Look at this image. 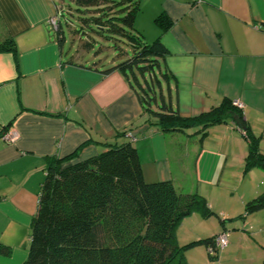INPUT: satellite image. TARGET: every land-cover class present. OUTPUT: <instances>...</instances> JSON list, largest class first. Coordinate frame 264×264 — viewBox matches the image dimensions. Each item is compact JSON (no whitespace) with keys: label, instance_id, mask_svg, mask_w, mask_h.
Here are the masks:
<instances>
[{"label":"crops","instance_id":"obj_1","mask_svg":"<svg viewBox=\"0 0 264 264\" xmlns=\"http://www.w3.org/2000/svg\"><path fill=\"white\" fill-rule=\"evenodd\" d=\"M57 7L54 0H0V44L14 42L18 63L0 51V264L27 258L49 157L85 143L66 166L102 152L104 143L126 141L136 148L146 182L170 180L181 192L203 196L215 213L183 219L179 245L223 231L228 243L218 262L255 243L256 253L239 264H264V209L239 216L264 192V170L244 171L242 129L226 121L204 136L196 129L160 131L118 71L93 69L74 39L65 53L67 39L62 34L60 43L48 22ZM160 14L170 22L165 30L155 23ZM134 27L146 42L159 37L167 48L165 66L182 115L223 98L240 101L244 125L264 153V0H140ZM8 130L17 133L14 142L3 139ZM185 259L214 262L202 245Z\"/></svg>","mask_w":264,"mask_h":264},{"label":"trees","instance_id":"obj_2","mask_svg":"<svg viewBox=\"0 0 264 264\" xmlns=\"http://www.w3.org/2000/svg\"><path fill=\"white\" fill-rule=\"evenodd\" d=\"M72 1L89 12L80 18L82 36L77 35L83 41L79 39L76 45L94 51L93 69L105 74L118 71L124 77L142 110L160 131L196 129L204 136L215 124L231 121L237 125L232 115L244 124L241 109L228 98L194 116L179 112L171 90L175 79L164 61L167 48L159 37L146 42L134 27L140 0ZM56 10L54 30L61 43L62 22L71 31L73 25L61 6ZM155 23L161 30L170 24L163 14L155 18ZM98 36L115 41L116 60L101 57L104 46L95 51L94 37ZM120 38L126 41L128 50L116 44ZM0 51L12 52L18 65L12 40L0 44ZM242 131L247 143L244 171L254 167L264 170V153L258 149V138L248 129ZM84 144L65 157L48 158L23 264H187L185 252L200 245L213 250L208 251L210 261L217 260L218 233L183 245L176 240L178 226L192 213L205 218L215 215L203 196L181 192L170 180L146 182L130 141L104 143L105 149L97 155L64 166ZM261 209L264 192L247 201L239 216Z\"/></svg>","mask_w":264,"mask_h":264},{"label":"rangeland","instance_id":"obj_3","mask_svg":"<svg viewBox=\"0 0 264 264\" xmlns=\"http://www.w3.org/2000/svg\"><path fill=\"white\" fill-rule=\"evenodd\" d=\"M55 3L59 6L62 7L63 10H65V14L64 16L69 18L72 21V31L70 30V26H66L65 23L62 22V27H63V34L65 36V39H67L64 43V50L65 53H67V50L69 49V45H71V39H74L75 41L73 42V44H76V41H78V37L80 39V36H82V34L80 33V28L82 26L81 23V19L80 18H85L89 12H86V10H83V7L81 5H78L76 2L72 1V0H54ZM71 10L70 14H73L72 16L68 13V11ZM52 27L54 29L57 28V18H56V22L55 25ZM94 29V26H91ZM77 31L78 33L74 32ZM77 34H79L80 36H78ZM78 36V37H77ZM95 40L97 42H95V44H97V46H94L95 51H98V48L101 46H104V48H102V50L100 51V55L101 57L105 58V59H110L109 61H113L116 60L117 57V50L113 49L115 47V41L114 40H108V39H102L98 36V38L94 37ZM122 40L118 41L116 44L120 45L124 50H128V45L126 43V41L123 38H120ZM83 41V39H81ZM81 47V44L78 46ZM87 54L86 58L84 59V62H86V60H90L89 58H92V56L94 55V51L90 50V51H86L85 52ZM83 58V57H82ZM258 246L255 245V243H252L248 248H249V252L248 250L242 249L240 251H233V252H229L227 253V255L225 256V258L222 259V261L218 262V259L220 258V249L218 250V254H217V260H214L213 264H239V262H241L243 259H247L250 256H253L256 253V250ZM261 253V250H258Z\"/></svg>","mask_w":264,"mask_h":264},{"label":"built area","instance_id":"obj_4","mask_svg":"<svg viewBox=\"0 0 264 264\" xmlns=\"http://www.w3.org/2000/svg\"><path fill=\"white\" fill-rule=\"evenodd\" d=\"M56 18H57V16L53 15L48 19V22L51 26L55 25ZM232 104L234 106L238 107L239 109L243 108V104L240 101H237V100L232 101ZM2 137L4 140H6L8 142H14L17 138V133L14 130H8L3 134ZM227 243H228V236H227L226 232L221 231L215 236V247L216 248L221 249V248L225 247L227 245ZM208 251H209V253L213 252L212 249H209Z\"/></svg>","mask_w":264,"mask_h":264},{"label":"water","instance_id":"obj_5","mask_svg":"<svg viewBox=\"0 0 264 264\" xmlns=\"http://www.w3.org/2000/svg\"><path fill=\"white\" fill-rule=\"evenodd\" d=\"M232 118L237 123V125L239 126L240 129H242V130L246 129L245 125L239 120V117L237 115H232Z\"/></svg>","mask_w":264,"mask_h":264}]
</instances>
